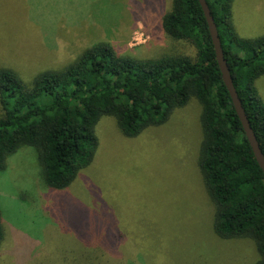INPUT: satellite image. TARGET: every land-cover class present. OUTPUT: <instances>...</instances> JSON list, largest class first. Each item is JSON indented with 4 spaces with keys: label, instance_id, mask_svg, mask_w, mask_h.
<instances>
[{
    "label": "rangeland",
    "instance_id": "374dc122",
    "mask_svg": "<svg viewBox=\"0 0 264 264\" xmlns=\"http://www.w3.org/2000/svg\"><path fill=\"white\" fill-rule=\"evenodd\" d=\"M172 2L0 0V69L31 82L102 41L140 58L193 56L192 44L164 32ZM233 23L241 37L264 35V0H235ZM256 88L264 102V76ZM201 113L193 98L137 137L103 117L93 162L66 189L47 186L35 147L10 155L0 169V264H77L80 254L84 264H253V240L214 230L215 205L199 167Z\"/></svg>",
    "mask_w": 264,
    "mask_h": 264
},
{
    "label": "trees",
    "instance_id": "16d2710c",
    "mask_svg": "<svg viewBox=\"0 0 264 264\" xmlns=\"http://www.w3.org/2000/svg\"><path fill=\"white\" fill-rule=\"evenodd\" d=\"M207 1L264 153V102L256 88L264 76V35H238L235 0ZM162 26L169 38L192 44L195 55L140 58L119 54L102 41L31 82L12 68L0 69V169L22 146H33L47 186L66 189L93 162L99 147L96 126L103 117H115L125 136L137 137L167 123L195 98L202 106L199 167L215 205L214 230L223 239L253 240L259 253L253 264H264V171L223 81L200 1L173 0ZM5 238L0 210V250ZM84 260L81 254L75 259L77 264Z\"/></svg>",
    "mask_w": 264,
    "mask_h": 264
},
{
    "label": "water",
    "instance_id": "95a60500",
    "mask_svg": "<svg viewBox=\"0 0 264 264\" xmlns=\"http://www.w3.org/2000/svg\"><path fill=\"white\" fill-rule=\"evenodd\" d=\"M202 8L204 10L205 16L207 18L208 21V25H209V30L212 36V40H213V44L215 47V51H216V57L219 63V67L220 70L222 72V78L224 83L226 84L232 100H233V104L235 106V109L242 121L244 130L246 132V135L248 137V140L252 146L254 155L257 159V161L259 162L260 166L262 167L263 171H264V153L262 151V148L260 146V143L257 139V136L254 132V129L251 126V122L248 118V115L245 111V108L243 106L242 100L239 97V93L235 87L234 81H233V77L228 65V61L225 57L224 54V50L222 47V42H221V37L219 34V30H218V26L217 23L215 21V17L212 14L211 8L208 4L207 0H199Z\"/></svg>",
    "mask_w": 264,
    "mask_h": 264
}]
</instances>
